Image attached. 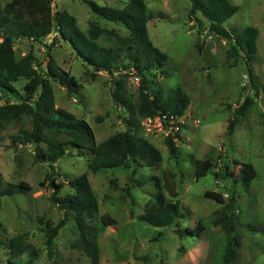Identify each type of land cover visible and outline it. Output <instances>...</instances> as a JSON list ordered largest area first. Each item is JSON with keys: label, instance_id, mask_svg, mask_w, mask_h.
<instances>
[{"label": "rangeland", "instance_id": "1", "mask_svg": "<svg viewBox=\"0 0 264 264\" xmlns=\"http://www.w3.org/2000/svg\"><path fill=\"white\" fill-rule=\"evenodd\" d=\"M92 1L113 9H122L127 3ZM144 1L150 13L164 15L150 21L148 29L155 47L169 56L164 68L167 75L153 72L147 78L148 86L162 87L167 92L180 87L191 98L186 116L180 120L186 129L177 137L171 126L162 124L159 118L146 119L140 134L161 151V165L150 168L139 163L129 169L94 174L88 167L90 155L79 157L74 152L73 157L59 161L52 169L36 161L32 146H13L11 137L31 128L30 118L0 123V173L4 184H26L30 188L0 199V264H9L11 252L7 244L20 235H27L36 251L33 264H92L87 252L78 247L74 221H67L58 232L51 251L46 245V224L57 226L64 218V212L52 202L53 195L71 194L73 190L65 176L73 180L84 174L99 201L98 215L90 222L98 233L99 264H222L226 229L222 225L203 229L202 225L214 216L218 219L233 213L241 243L235 264H264V0H231L239 11L224 24L233 33L247 27L259 31L257 53L251 58L243 52L240 57L230 55L231 43L210 32L209 22L200 14L190 19L189 0ZM53 7L73 15L84 32L94 22L122 37L128 35L123 26L93 14L85 0H54ZM15 50L18 58L33 53L42 69L51 54L59 68L76 78L80 85L78 96H69L61 85L53 83L55 104L85 120L97 145L129 128L125 109L112 96L115 81L128 70L124 69L122 75L97 71L57 33L42 42L17 41ZM27 82L17 83V89L22 90ZM139 85L135 75L129 76L126 93L137 99ZM247 99L252 103L245 116L227 135L230 120ZM169 136L177 147L175 156L167 147ZM206 160H211L215 169L197 179L196 162ZM226 164L233 177L224 179ZM248 164L253 165L257 177L247 188L239 173ZM165 174L174 184L176 197L164 189L165 195L168 201L180 202L184 218L172 227L156 229L145 225L140 216L147 204L156 201L154 179L162 181ZM53 181L63 188H53ZM207 192L220 194L224 203L207 199ZM105 216L117 225L105 227L101 221ZM187 228H198V233L185 236Z\"/></svg>", "mask_w": 264, "mask_h": 264}, {"label": "trees", "instance_id": "2", "mask_svg": "<svg viewBox=\"0 0 264 264\" xmlns=\"http://www.w3.org/2000/svg\"><path fill=\"white\" fill-rule=\"evenodd\" d=\"M191 7L189 18L200 14L209 22V30L215 35L227 39L231 43L229 54L240 57L243 52L247 58L257 53L259 31L247 27L241 32L228 31L224 24L235 16L239 7L231 0H189ZM93 14L107 22L123 26L127 31L126 37L120 36L115 30L90 23L87 31H82L78 20L67 11H55L54 0H0V123L19 121L24 117L30 118L31 128L22 129L18 135L12 136L13 146H32L36 161L47 164L52 169L59 161L73 157L74 152L80 157L90 155L89 170L97 174L104 170L129 169L139 163L150 168H157L163 161L161 151L146 137L140 134L142 121L149 118H159L168 125L171 119L180 127L177 137L186 127L180 122L186 116L191 105V98L178 87L167 92L162 87L148 86L147 78L153 72L167 75L165 67L169 56L160 51L150 39L148 24L156 18H162L160 13H150L144 0H127L122 9L102 7L92 0H85ZM53 33L68 43L76 54L89 66L97 71L114 75L127 74L115 81L112 96L115 103L123 107L127 113L126 131L117 133L103 143L97 145L94 132L89 124L78 119L71 113L59 109L55 104L53 83L61 85L69 96H78L80 85L75 77H70L56 65L54 58L48 54L45 69L33 53L18 58L15 43L22 40L42 42ZM58 40V38H56ZM135 75L140 82L137 99L127 92V79ZM252 76V75H251ZM27 80L22 90L16 84ZM253 80V79H252ZM250 99L234 113L229 122L227 135L235 130L240 117L245 116ZM170 155L177 154L174 139L169 136L166 140ZM215 169L211 160L197 161L195 175L197 179L206 177ZM226 164L223 178L233 177L228 172ZM244 187L257 177L253 165L248 164L240 171ZM220 177V174H215ZM65 182L73 190L65 197L53 195L52 202L64 212V218L57 226L46 224V245L52 250L54 238L65 226L67 221H74L78 231V247L87 252L92 264H99L97 246V229L90 225L98 215L99 201L92 188L87 174L76 179L65 176ZM158 193L154 203L147 204L145 212L140 216L141 221L156 229H166L174 226L184 218L179 201H168L164 189L172 197H176L174 184L169 176L163 180L154 179ZM52 187L62 189L63 186ZM30 191L26 184L19 186L4 184L0 173V199L16 193ZM207 199L220 204L224 200L220 194L207 192ZM233 208V204L230 206ZM214 216L203 222V229L213 225H222L226 230V241L223 247L222 264H235L240 239L237 236L236 216ZM105 227L115 226L117 222L109 216L102 218ZM198 228H187L183 234L195 236ZM181 234V235H183ZM162 236V234H161ZM11 252L9 264H33L36 259L34 247L28 243L27 235H20L8 242Z\"/></svg>", "mask_w": 264, "mask_h": 264}, {"label": "built area", "instance_id": "3", "mask_svg": "<svg viewBox=\"0 0 264 264\" xmlns=\"http://www.w3.org/2000/svg\"><path fill=\"white\" fill-rule=\"evenodd\" d=\"M147 120H152V118H149V119H147ZM160 120V119H159ZM161 121V120H160ZM161 123H162V121H161ZM163 124V123H162ZM168 125L169 126H171V131L172 132H175V133H177V132H179V130H180V127H178L177 125H175V120L174 119H171L169 122H168Z\"/></svg>", "mask_w": 264, "mask_h": 264}]
</instances>
